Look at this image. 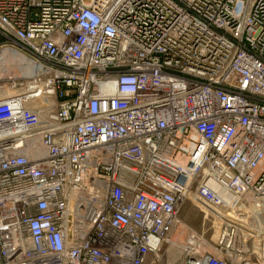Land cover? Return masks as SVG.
Returning <instances> with one entry per match:
<instances>
[{
	"label": "built area",
	"instance_id": "2783aa9c",
	"mask_svg": "<svg viewBox=\"0 0 264 264\" xmlns=\"http://www.w3.org/2000/svg\"><path fill=\"white\" fill-rule=\"evenodd\" d=\"M0 71V264H264V0H0Z\"/></svg>",
	"mask_w": 264,
	"mask_h": 264
},
{
	"label": "rangeland",
	"instance_id": "374dc122",
	"mask_svg": "<svg viewBox=\"0 0 264 264\" xmlns=\"http://www.w3.org/2000/svg\"><path fill=\"white\" fill-rule=\"evenodd\" d=\"M88 1V0H86ZM2 71H0L1 73ZM3 77H5V74L3 73ZM0 86L2 87L0 90V95L1 92L5 89H7L8 91L11 90L8 83L6 81H1L0 82ZM12 92V90H11ZM6 95V92H4ZM9 94V93H8ZM181 215L184 218V220L190 225V227L194 230V231H201V214L199 212H197L196 210H194L191 207L190 203H186L182 209H181ZM179 238L183 243H185L186 237L185 235H179V234H174L173 238ZM177 240V239H176ZM179 241V240H178ZM168 245H164V249H166L167 253L164 252L161 255V258L159 259V262L157 264H172L175 262H178L180 260V252L179 250H175V248H171L168 247Z\"/></svg>",
	"mask_w": 264,
	"mask_h": 264
},
{
	"label": "bare ground",
	"instance_id": "6f19581e",
	"mask_svg": "<svg viewBox=\"0 0 264 264\" xmlns=\"http://www.w3.org/2000/svg\"><path fill=\"white\" fill-rule=\"evenodd\" d=\"M1 57H4L5 59L4 60H6V62H7V60H9V58H11L9 55H8V52H3V53H1ZM25 72H26V74H30L31 72H32V67L31 66H29V67H27V69L25 70ZM3 76V72H1L0 73V78ZM4 92H6V95L8 94V93H11V90H7V89H5V90H3L2 92H1V94H3V95H5V93ZM257 224V227H260V229L262 230V231H264V223L263 222H261L260 224L259 223H256ZM262 231H260V233H261V238L263 239V237H264V232H262ZM179 240L178 242H180V243H183L179 238H177V237H175L174 238V240ZM187 242L186 243H188L189 241H190V239L188 238L187 240H186ZM191 242V241H190Z\"/></svg>",
	"mask_w": 264,
	"mask_h": 264
}]
</instances>
